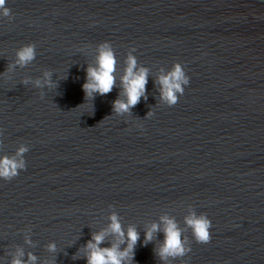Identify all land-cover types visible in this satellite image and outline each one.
Listing matches in <instances>:
<instances>
[{
    "label": "water",
    "instance_id": "95a60500",
    "mask_svg": "<svg viewBox=\"0 0 264 264\" xmlns=\"http://www.w3.org/2000/svg\"><path fill=\"white\" fill-rule=\"evenodd\" d=\"M7 7L0 156L21 144L29 151L26 169L0 180V264L21 251L36 264H87L85 246L113 213L140 234L132 264H264V0H8ZM104 42L119 61L116 87L86 101V70ZM28 44L36 59L20 67L16 52ZM131 49L148 83L120 116L113 101L124 99L120 77ZM175 63L190 83L169 107L157 80ZM193 212L212 222L207 244L185 224ZM164 216L191 247L184 257L161 260L162 231L145 246L146 231L162 229ZM114 242L109 235L100 247Z\"/></svg>",
    "mask_w": 264,
    "mask_h": 264
},
{
    "label": "clouds",
    "instance_id": "9594fccd",
    "mask_svg": "<svg viewBox=\"0 0 264 264\" xmlns=\"http://www.w3.org/2000/svg\"><path fill=\"white\" fill-rule=\"evenodd\" d=\"M8 0H0V18H11V10L7 7ZM135 49H131L125 59L126 67L124 74L120 77V87L124 99L113 101V112L116 115L130 113L146 95V85L148 83V69L138 67L136 56L133 55ZM36 45L28 44L19 48L16 52V65L26 67L36 59ZM119 61L116 53L109 42H104L96 48L95 64L90 65L86 72V82L82 85L85 100L91 101L96 95L104 96L112 92L116 87V71ZM13 67V66H10ZM160 85L161 99L167 106L172 107L178 103L179 97L184 94L185 87L189 85L190 78L186 75L184 66L175 63L172 70L162 74L157 80ZM28 83L27 80L24 81ZM44 84L52 89L55 84L51 81V73H45ZM37 87H42L41 81H36ZM43 96V94H41ZM84 105V104H83ZM93 108V105H92ZM150 112L148 116H152ZM2 147V142H0ZM29 151L26 145L21 144L14 155L0 156V180L10 181L19 175V172L26 169V161L23 158ZM108 227L98 233L93 234L92 239L84 249L87 264H132L135 257V248L140 240V234L134 226H129L125 231L120 217L113 213L109 217ZM160 224H152L144 236L145 246L153 239L156 232H163V242L159 247L158 255L163 261L169 258L184 257L191 251L190 246L183 237V231L177 222L170 217H161ZM185 224L191 229L195 241L200 244L210 242V229L212 222L205 214L197 215L194 212L185 218ZM109 235L115 237V242L111 247H100ZM31 243V241H26ZM121 245H125L121 247ZM50 251L56 250L55 244H50ZM24 253L21 251L14 258L11 264H36L37 257L28 254L27 262L23 260Z\"/></svg>",
    "mask_w": 264,
    "mask_h": 264
}]
</instances>
